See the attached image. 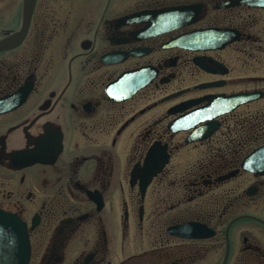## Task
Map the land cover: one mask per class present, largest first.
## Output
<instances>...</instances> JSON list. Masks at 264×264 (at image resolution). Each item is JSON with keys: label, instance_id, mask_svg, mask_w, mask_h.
I'll return each instance as SVG.
<instances>
[{"label": "flooded vegetation", "instance_id": "1", "mask_svg": "<svg viewBox=\"0 0 264 264\" xmlns=\"http://www.w3.org/2000/svg\"><path fill=\"white\" fill-rule=\"evenodd\" d=\"M24 6L0 0V41ZM262 148L264 0H36L0 52L29 264H264Z\"/></svg>", "mask_w": 264, "mask_h": 264}, {"label": "water", "instance_id": "2", "mask_svg": "<svg viewBox=\"0 0 264 264\" xmlns=\"http://www.w3.org/2000/svg\"><path fill=\"white\" fill-rule=\"evenodd\" d=\"M35 1L25 0L22 27L18 33L0 41V52L19 46L25 39L29 30ZM193 36L201 38L203 32L194 33ZM122 80L123 77L120 81L122 82ZM248 99L244 97L242 101ZM212 132L211 130L206 135ZM153 154L154 150L149 153L145 164L149 180L161 170V167L155 164ZM260 155L264 156V148L258 150L252 157L246 160L245 166L251 169L252 160L255 159L254 157H261ZM30 256V241L26 223L18 215L0 209V264H29Z\"/></svg>", "mask_w": 264, "mask_h": 264}]
</instances>
